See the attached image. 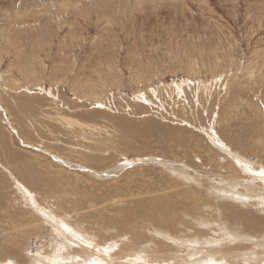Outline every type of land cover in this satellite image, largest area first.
Wrapping results in <instances>:
<instances>
[{"label": "rangeland", "instance_id": "374dc122", "mask_svg": "<svg viewBox=\"0 0 264 264\" xmlns=\"http://www.w3.org/2000/svg\"><path fill=\"white\" fill-rule=\"evenodd\" d=\"M263 167L264 0H0V264H264Z\"/></svg>", "mask_w": 264, "mask_h": 264}, {"label": "bare ground", "instance_id": "6f19581e", "mask_svg": "<svg viewBox=\"0 0 264 264\" xmlns=\"http://www.w3.org/2000/svg\"><path fill=\"white\" fill-rule=\"evenodd\" d=\"M219 140V139H218ZM226 149H228V148H226ZM228 152V151H227ZM236 153V152H235ZM236 159V158H235ZM234 159V160H235ZM239 160H241V158H238ZM235 161H237V160H235ZM245 161V160H244ZM247 162V161H246ZM240 163V162H239ZM252 165V164H251ZM252 168V167H251ZM246 169H248V168H246ZM263 169H264V167H263ZM262 169V170H263ZM256 170V169H255ZM258 172V171H257ZM260 173H261V171H260ZM262 173H264V172H262ZM258 187V186H257ZM260 187V186H259ZM263 187V186H262ZM254 188V187H253ZM26 189V188H25ZM260 191V190H259ZM262 193V192H261ZM31 194V193H30ZM51 214V213H50ZM53 215V214H52ZM50 217H51V215H50ZM49 217V218H50ZM44 218V217H43ZM47 220V219H46ZM53 220V219H52ZM57 221H58V219H56ZM37 221V220H36ZM48 221V220H47ZM55 222V221H54ZM53 222V223H54ZM54 225H55V227L57 228V230L58 229H60L59 231H60V233H62L63 235H64V237L65 238H67V239H69V241H72L71 240V238L72 237H70V233L72 232H70V233H68L67 232V226H66V224L63 222V224L61 223V225H60V223H59V221L58 222H56V223H54ZM72 226V225H71ZM39 227V226H38ZM37 228V227H36ZM35 230V229H34ZM70 231V230H69ZM73 236H76L75 235V233H74V235ZM80 240V239H79ZM81 241H83V240H81ZM84 241H86V243L88 242V240L86 239V240H84ZM83 241V242H84ZM113 242V241H112ZM69 243V242H68ZM71 245V244H70ZM79 245H81V244H79ZM91 245V243H89V244H84L83 243V248H85V249H87L88 251H92L93 252V254H91V253H89V255H92V256H94V255H97V254H99V251H102V248H98V246L95 248V250L94 249H92V247L90 246ZM94 246V245H93ZM111 246V245H110ZM229 247V246H228ZM62 249V248H61ZM85 249H84V251H85ZM99 250V251H98ZM104 250V249H103ZM108 251V250H107ZM87 253V252H86ZM216 254V253H215ZM106 255V254H105ZM80 256V255H79ZM109 257V256H108ZM52 258V257H51ZM54 258V257H53ZM101 258V257H100ZM258 258V257H257ZM256 258V259H257ZM105 259V258H104ZM230 259H232V257L230 258ZM100 260V259H99ZM110 260V259H109ZM228 260V259H227ZM104 261V260H103ZM182 261V260H181ZM234 263V262H233ZM263 263V262H262ZM75 264V263H74Z\"/></svg>", "mask_w": 264, "mask_h": 264}]
</instances>
